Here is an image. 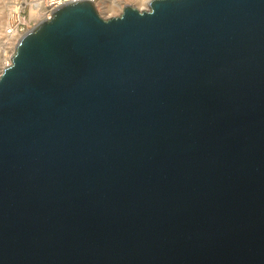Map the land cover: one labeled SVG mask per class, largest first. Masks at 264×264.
I'll list each match as a JSON object with an SVG mask.
<instances>
[{
  "label": "water",
  "instance_id": "1",
  "mask_svg": "<svg viewBox=\"0 0 264 264\" xmlns=\"http://www.w3.org/2000/svg\"><path fill=\"white\" fill-rule=\"evenodd\" d=\"M65 4L0 75V264H264V0Z\"/></svg>",
  "mask_w": 264,
  "mask_h": 264
},
{
  "label": "built area",
  "instance_id": "2",
  "mask_svg": "<svg viewBox=\"0 0 264 264\" xmlns=\"http://www.w3.org/2000/svg\"><path fill=\"white\" fill-rule=\"evenodd\" d=\"M77 1H80V0H29L26 3L25 7H29V9L31 11V5L36 6V7L39 6L40 4L45 5L46 9H47V18H44V19H49L52 15V12L54 10H56L57 8L65 5V4L77 2ZM37 24H38V22H36V20H33L30 15L28 16L23 10L19 9L18 11L14 12L9 18V21H8L6 28H5V35H6L5 37L7 39L8 38L9 39H13V38L17 39L16 44H18V42L21 40V38L27 32H29L32 28H34ZM11 43H12V41H11ZM9 45H10V43H9ZM9 65L2 68V73H3L4 69L6 67H8Z\"/></svg>",
  "mask_w": 264,
  "mask_h": 264
},
{
  "label": "rangeland",
  "instance_id": "3",
  "mask_svg": "<svg viewBox=\"0 0 264 264\" xmlns=\"http://www.w3.org/2000/svg\"><path fill=\"white\" fill-rule=\"evenodd\" d=\"M28 1L29 0H0V60L2 58V54L5 51V49L8 48L7 51H11L13 47V44L11 43V41L5 37V28H6L8 19L14 13L12 8L16 6L17 11L21 9L28 16L29 15L31 16V11L29 7H25ZM23 2H26V3H23ZM125 2H127L126 4L128 5L131 4V6L134 5L135 3V1L133 0H115V6L113 7L112 11L109 13L106 12L105 10H102L100 6L98 7L96 5V8L98 12L100 13V15L105 19L117 17L123 13L122 8L125 7V5L123 4ZM149 10H150L149 6L142 8V11H149ZM4 63L5 62L3 60L0 61V68L2 67Z\"/></svg>",
  "mask_w": 264,
  "mask_h": 264
},
{
  "label": "bare ground",
  "instance_id": "4",
  "mask_svg": "<svg viewBox=\"0 0 264 264\" xmlns=\"http://www.w3.org/2000/svg\"><path fill=\"white\" fill-rule=\"evenodd\" d=\"M91 1H93L95 5H97L98 7L100 6V8L102 10H105L108 13L111 12L112 9H113V7L115 6V0H91ZM133 1H135V3L132 6L135 7V8H137V9H139L140 11H142V8L149 6L150 3H151V1H153V0H133ZM23 3H26V2H23ZM126 3L127 2L123 3L125 5V7L128 6V4H126ZM130 6H131V4H130ZM125 7L122 8V11L124 10ZM12 10L14 12H16L17 11V7L16 6L13 7ZM31 18L34 19V20H36V22H38V24L41 21L45 20L44 18H47V9H46V6L45 5H41V4L39 6H37V7L31 5ZM8 21H9V19H8ZM9 40L12 41V43L14 45H13L11 51H7L8 48H6L5 51L3 52L2 58H1L0 61L3 60L5 63L2 65L1 68L5 67V66H7L9 64H11L12 56L14 54L13 52H15V49H16L15 47L17 45L16 44L17 39L13 38V39H9ZM1 68H0V75L2 73V69Z\"/></svg>",
  "mask_w": 264,
  "mask_h": 264
}]
</instances>
